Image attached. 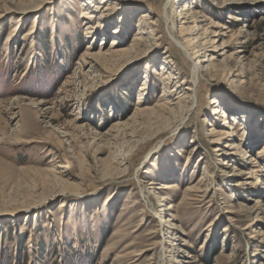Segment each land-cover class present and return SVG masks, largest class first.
<instances>
[{"label": "rangeland", "instance_id": "1", "mask_svg": "<svg viewBox=\"0 0 264 264\" xmlns=\"http://www.w3.org/2000/svg\"><path fill=\"white\" fill-rule=\"evenodd\" d=\"M173 1L0 0V264H264V0L181 1L189 111Z\"/></svg>", "mask_w": 264, "mask_h": 264}, {"label": "bare ground", "instance_id": "2", "mask_svg": "<svg viewBox=\"0 0 264 264\" xmlns=\"http://www.w3.org/2000/svg\"><path fill=\"white\" fill-rule=\"evenodd\" d=\"M170 1L171 0H168V2H170ZM181 1L182 0H174L173 1L175 4H177V6L175 5V10H174L175 12L172 15L170 14V12H168L166 10V5H163L162 11H161V14H162L161 18H162V21L164 22V24L166 25V27H167L168 23L172 20H177V22L180 24V28H179L180 36L179 37L175 38L173 32H171V29H168V28H166L167 29L166 34H167L169 40L173 41L175 46L181 52L184 53V56H186V58L190 62V64H189L190 70H188L187 79L185 78L181 82H179V83L184 84V85L186 84V87L183 90L187 91L188 93L182 94V95L177 94V97H176L177 103L187 106V108H189L187 111H189L190 108L192 107V105L195 103L197 94L202 87V85H200L199 78H198V74L201 70L199 63H201V61H197L196 59L199 57V55H200L199 53L206 49L205 45L210 43L211 39L209 38L208 40L203 41L202 40L203 38H199V36L195 37V38L194 37L191 38L190 35L194 34L197 31V24H198V22L200 23V21H198V17L195 15L196 13L191 11L192 8H189V10H188L187 9L188 7L186 6V4L183 5L181 3ZM188 21H189V23H186ZM184 25H185V27H184ZM157 26H158V20H153L150 17H148L147 14H144V13L140 15L138 22H137V28H138L139 34L141 36L147 35L148 41L154 42V40L157 39V37H156V33L158 32ZM202 30H204V29H202ZM138 40H140V38H138ZM112 44H114V42ZM166 62L170 66H174V63L171 61V59H168ZM172 73L173 72L169 71L168 68L166 69V75L163 77V80H165L166 83H168L169 80L176 78L173 76ZM144 89H146V88H144V87L141 88L142 91H144ZM140 98H141V95L139 96L138 99H140ZM138 102H139V100H138ZM219 102H220V100L219 101H216V100L212 101V104L215 105L216 109L218 107H220V104H222V102L221 103H219ZM216 109L213 110V113L218 112V111H216ZM222 118H225V116L222 115ZM223 124H224V121H223ZM234 135H235V133L230 134V136H234ZM220 139L221 138L215 139L214 142L217 143V141H220ZM262 148H263V150H262ZM217 150L221 151L220 149H217ZM263 153H264V146L261 147V150L258 154L260 155ZM224 155H225V153H222L221 156H224ZM173 187H174L173 185H170L168 188H173Z\"/></svg>", "mask_w": 264, "mask_h": 264}, {"label": "trees", "instance_id": "3", "mask_svg": "<svg viewBox=\"0 0 264 264\" xmlns=\"http://www.w3.org/2000/svg\"><path fill=\"white\" fill-rule=\"evenodd\" d=\"M217 253V250L215 251V252H213V253H211V254H209L208 256V258H211L213 255H215ZM209 264V263H208Z\"/></svg>", "mask_w": 264, "mask_h": 264}]
</instances>
